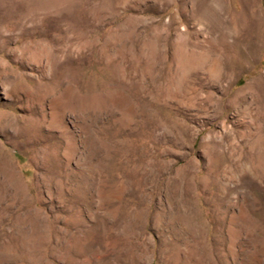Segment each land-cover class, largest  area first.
I'll return each mask as SVG.
<instances>
[{"label":"rangeland","instance_id":"1","mask_svg":"<svg viewBox=\"0 0 264 264\" xmlns=\"http://www.w3.org/2000/svg\"><path fill=\"white\" fill-rule=\"evenodd\" d=\"M0 264H264V0H0Z\"/></svg>","mask_w":264,"mask_h":264},{"label":"bare ground","instance_id":"2","mask_svg":"<svg viewBox=\"0 0 264 264\" xmlns=\"http://www.w3.org/2000/svg\"><path fill=\"white\" fill-rule=\"evenodd\" d=\"M258 157V156H257Z\"/></svg>","mask_w":264,"mask_h":264}]
</instances>
